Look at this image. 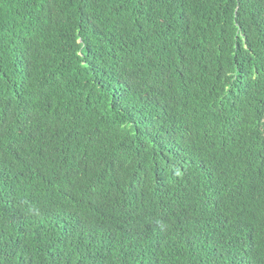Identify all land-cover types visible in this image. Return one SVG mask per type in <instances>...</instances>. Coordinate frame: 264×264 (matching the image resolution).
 Listing matches in <instances>:
<instances>
[{
	"label": "trees",
	"instance_id": "1",
	"mask_svg": "<svg viewBox=\"0 0 264 264\" xmlns=\"http://www.w3.org/2000/svg\"><path fill=\"white\" fill-rule=\"evenodd\" d=\"M0 264H264V0H0Z\"/></svg>",
	"mask_w": 264,
	"mask_h": 264
}]
</instances>
